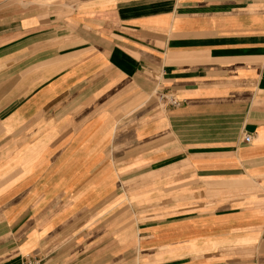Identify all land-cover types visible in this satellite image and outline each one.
<instances>
[{"label": "crops", "instance_id": "crops-1", "mask_svg": "<svg viewBox=\"0 0 264 264\" xmlns=\"http://www.w3.org/2000/svg\"><path fill=\"white\" fill-rule=\"evenodd\" d=\"M31 260L264 264V0H0V264Z\"/></svg>", "mask_w": 264, "mask_h": 264}, {"label": "built area", "instance_id": "built-area-1", "mask_svg": "<svg viewBox=\"0 0 264 264\" xmlns=\"http://www.w3.org/2000/svg\"><path fill=\"white\" fill-rule=\"evenodd\" d=\"M171 102L173 103V104H178V101H176L175 99H172L171 100ZM252 140V136H251V134H248V135H246V137H245V141H247V142H250ZM27 264H36L34 261H28V263Z\"/></svg>", "mask_w": 264, "mask_h": 264}]
</instances>
